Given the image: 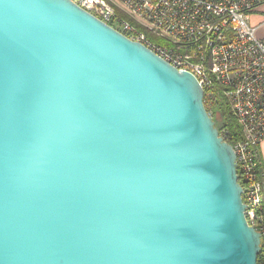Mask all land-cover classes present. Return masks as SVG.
<instances>
[{
	"label": "water",
	"instance_id": "obj_1",
	"mask_svg": "<svg viewBox=\"0 0 264 264\" xmlns=\"http://www.w3.org/2000/svg\"><path fill=\"white\" fill-rule=\"evenodd\" d=\"M194 77L72 0H0V264H257Z\"/></svg>",
	"mask_w": 264,
	"mask_h": 264
},
{
	"label": "built area",
	"instance_id": "obj_2",
	"mask_svg": "<svg viewBox=\"0 0 264 264\" xmlns=\"http://www.w3.org/2000/svg\"><path fill=\"white\" fill-rule=\"evenodd\" d=\"M72 1L192 73L207 104L222 100L229 105L240 129L239 138L229 143L245 220L260 233L257 257L264 264V167L258 154L264 140V40L250 24L264 0ZM220 134L225 141L230 138L225 129Z\"/></svg>",
	"mask_w": 264,
	"mask_h": 264
},
{
	"label": "trees",
	"instance_id": "obj_3",
	"mask_svg": "<svg viewBox=\"0 0 264 264\" xmlns=\"http://www.w3.org/2000/svg\"><path fill=\"white\" fill-rule=\"evenodd\" d=\"M205 108L211 113V117L215 121L217 129L221 133L223 129L227 130L230 134V138L227 139L228 142L233 143L232 141L239 138L240 129L239 125L233 116L229 105L224 101H217L211 103V105L207 104L206 99H203ZM257 264H259V258L257 257Z\"/></svg>",
	"mask_w": 264,
	"mask_h": 264
},
{
	"label": "crops",
	"instance_id": "obj_4",
	"mask_svg": "<svg viewBox=\"0 0 264 264\" xmlns=\"http://www.w3.org/2000/svg\"><path fill=\"white\" fill-rule=\"evenodd\" d=\"M250 24L257 27V36H260V38L264 40V4L252 14ZM258 154L264 167V140H262L259 146Z\"/></svg>",
	"mask_w": 264,
	"mask_h": 264
},
{
	"label": "rangeland",
	"instance_id": "obj_5",
	"mask_svg": "<svg viewBox=\"0 0 264 264\" xmlns=\"http://www.w3.org/2000/svg\"><path fill=\"white\" fill-rule=\"evenodd\" d=\"M115 28H118V25H115ZM258 35V34H257Z\"/></svg>",
	"mask_w": 264,
	"mask_h": 264
}]
</instances>
